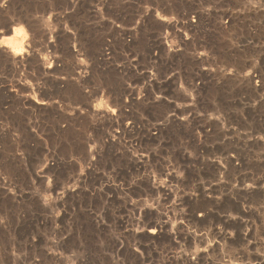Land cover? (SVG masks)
Listing matches in <instances>:
<instances>
[{
    "label": "rangeland",
    "instance_id": "rangeland-1",
    "mask_svg": "<svg viewBox=\"0 0 264 264\" xmlns=\"http://www.w3.org/2000/svg\"><path fill=\"white\" fill-rule=\"evenodd\" d=\"M246 1L229 3V12L206 14L218 49L211 54L240 71L229 77L235 80L227 91L210 93L227 96L222 109L196 106L187 91L171 85L125 91L124 78L109 64L99 62L96 67L104 70L94 73L91 59L101 49L105 57L104 46L110 45L111 54L101 61H125L120 39L134 18L124 19L123 0H78L75 6L56 0L51 28L45 27L47 17L40 22L44 27L23 22L0 30L1 55L10 62L11 55L25 52L27 39L52 29L64 55L75 44L87 56L97 87L86 95L70 84L60 91L61 80L46 72L42 60H33L41 87L17 85L13 70L4 81L0 264H264V65L257 59L264 50L236 48L240 40L264 39V0L255 11ZM59 8L71 13L59 20ZM66 18L67 28L58 24ZM151 18L134 35L145 66L144 40L166 27ZM187 30L164 32L177 40ZM157 55L160 75L169 74V62H190L182 51L172 58L157 49ZM256 67L259 85L253 90L247 77ZM64 98L80 102L84 114L68 116L51 104Z\"/></svg>",
    "mask_w": 264,
    "mask_h": 264
},
{
    "label": "built area",
    "instance_id": "built-area-1",
    "mask_svg": "<svg viewBox=\"0 0 264 264\" xmlns=\"http://www.w3.org/2000/svg\"><path fill=\"white\" fill-rule=\"evenodd\" d=\"M235 0H123V7L125 9L124 19H129V15L134 18L133 25L128 29V34L124 35L120 40L122 41L126 53L124 54V62L120 64H114L112 59L110 62L101 61V58H108L110 56L109 46H104L105 57H101L102 49L97 56H93L94 73L99 72V62L109 64L110 68H117L114 70L117 74L124 78L123 86L125 91H130L136 89L137 92L142 90L143 87L150 88L151 86H157L158 88H164L166 86H173L174 91L183 92L187 91L189 100L192 101L196 106L205 107L216 106L221 107L224 104L225 98L227 96H218L217 98L210 97V93L218 92L223 93L227 91V84L234 82L235 79L229 77H237V69H229L225 66L224 61L221 60L220 56L211 54V51L218 50L216 47L212 46V40L210 38V30H208L206 14L209 11L220 9L226 12L233 10L232 4ZM25 2H27L25 4ZM69 5L75 6L78 4V0H66ZM72 2V3H71ZM250 2V0H248ZM246 1V7L255 11L257 9L256 4L259 0H254L253 4H249ZM30 4L31 8H25L24 5ZM56 3V0H0V20H5L4 23H0V30H5L12 27V25H18L25 27H33L36 25H41L44 27L45 24L40 23L46 20L48 17V24L45 25L46 28H51L52 25V14L56 12V8L52 4ZM58 3V0H57ZM252 3V1L250 2ZM212 4V5H211ZM58 5V4H57ZM56 5V7H57ZM40 6H46L40 9ZM38 8V10L36 9ZM30 10V11H28ZM61 13V9H58ZM57 10V11H58ZM71 11L65 10L61 13L60 19H63L65 15H69ZM153 14V15H152ZM153 17L151 19L158 23L165 25L166 28L173 30L176 26H180L183 29H188V36L179 37L174 40V37L170 38L164 29L158 32L157 37L148 35L144 40L143 44L148 50L147 63L146 66L141 64L140 59L146 60V56L142 53L141 49L136 48L134 35L136 34V27L145 24L147 18ZM171 18V19H170ZM9 22V23H8ZM26 22L24 24H21ZM110 22V21H109ZM69 19L58 22L60 26L67 28ZM220 26L225 28L227 26V20L220 22ZM49 35L44 37H34L31 36L30 39L26 40L25 52L21 55H11L10 62L3 61L2 46L0 43V97L2 92L6 90V86H3L4 81L10 80V71H14L13 80H20L17 84L22 88L27 90H33V88H39L40 83L34 80V69H37V65L33 63V60H42L45 62L43 66L46 67V71L50 74H54L56 79L61 80L59 85V90L61 91L66 85H71L74 90L82 94H90L95 91V87L90 81L93 80L91 75L93 72L90 71V65L84 60L87 59L85 54H78L77 47L75 44H70L68 46L69 53L63 54L60 48L57 46L60 44V39L54 35L52 29L49 31ZM163 32V33H162ZM151 34V33H149ZM237 42V41H236ZM241 45L236 46V48L252 49L258 48L264 50V39L261 40L255 38L254 41L240 40ZM249 46V47H248ZM157 49H161L165 54H169L174 58V54L177 52H183L190 58L189 64H183L179 60H175L173 63L169 62L170 70L169 74L160 75L157 69L162 65V60L157 55ZM141 51V52H140ZM110 53V54H109ZM181 54V53H180ZM113 57V56H112ZM98 58V59H96ZM258 60H262V65H264V55ZM144 63V61L142 62ZM258 63V61H257ZM109 68V69H110ZM255 69L249 70L247 81L251 85L252 89L258 88L259 82L255 77ZM61 70V71H60ZM60 71L59 73H56ZM155 71L157 73H155ZM212 71H217V73H212ZM49 78V77H48ZM230 80V81H228ZM45 87L42 86V88ZM142 88V89H141ZM13 91V89L11 88ZM83 91V92H82ZM111 96V94H109ZM238 99H242L238 97ZM69 99H62V103L57 100L51 101V104L58 109H62L68 116L74 115L80 117L83 113L82 104L80 102L70 103ZM127 99H125L126 102ZM133 100V98H130ZM128 104V103H126ZM37 107H44L45 105H35ZM126 107L122 105L121 108ZM224 107H221V109ZM219 110V108H216ZM114 112H116L114 110ZM112 114V117L116 115ZM120 112L128 113L127 110ZM74 113V114H73ZM110 113V112H109ZM125 115V114H124ZM77 117V118H78ZM217 123L220 125L224 120L223 115L220 113L214 116ZM210 120V119H209ZM205 135L210 136V130L205 129ZM131 217L138 216L137 214L131 215ZM127 213V214H128ZM143 231L146 230L141 227ZM157 250V249H155ZM159 255V254H158ZM161 256V254H160ZM113 259V258H112ZM111 259V260H112Z\"/></svg>",
    "mask_w": 264,
    "mask_h": 264
},
{
    "label": "bare ground",
    "instance_id": "bare-ground-1",
    "mask_svg": "<svg viewBox=\"0 0 264 264\" xmlns=\"http://www.w3.org/2000/svg\"><path fill=\"white\" fill-rule=\"evenodd\" d=\"M46 72H47V71H46ZM255 77H256V76H255ZM158 131H159V130H158ZM158 131H157V132H158ZM153 233H154V232H153ZM220 235H221V233H220ZM220 237H221V236H220ZM221 238H222V237H221ZM207 249H208V248H207ZM211 252H212V251H211Z\"/></svg>",
    "mask_w": 264,
    "mask_h": 264
}]
</instances>
